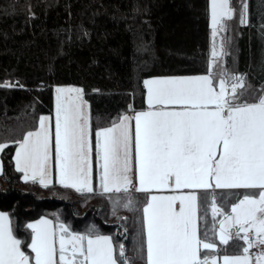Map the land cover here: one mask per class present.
Here are the masks:
<instances>
[{"label": "snow or ice", "instance_id": "snow-or-ice-1", "mask_svg": "<svg viewBox=\"0 0 264 264\" xmlns=\"http://www.w3.org/2000/svg\"><path fill=\"white\" fill-rule=\"evenodd\" d=\"M246 9L245 4L241 24L248 22ZM234 15L231 0H211L214 43L208 74L145 80L148 109L122 115L95 132L103 193H156L142 208L146 264H264V95L256 102H241L244 77L220 67L222 51L215 45ZM55 91L57 182L92 193V129L83 90ZM52 138L49 118L41 117L39 128L17 142L16 169L25 182L38 181L43 187L52 183ZM6 146L0 143V150ZM212 189L259 190L243 195L230 212L215 196L211 200L212 235L225 246L242 241L238 255H202V250L217 252V243L208 239L210 230L205 226L202 237L199 228L200 221L207 223L206 213L200 215L205 201L199 193ZM131 204L128 200L123 206ZM27 228L31 256L22 250L9 216L0 213V264H120L109 236L73 232L47 218ZM253 249L258 250L255 255ZM119 254H125L123 245Z\"/></svg>", "mask_w": 264, "mask_h": 264}, {"label": "trees", "instance_id": "trees-1", "mask_svg": "<svg viewBox=\"0 0 264 264\" xmlns=\"http://www.w3.org/2000/svg\"><path fill=\"white\" fill-rule=\"evenodd\" d=\"M242 4L231 0L235 15L224 31L223 68L244 77L241 102H248L264 86V0H245L246 24L240 23ZM210 35L209 0H0V85H11L0 86V143L7 145L0 151V209L9 212L25 250L30 232L25 221L45 214L73 230L111 234L120 264H146V193H80L55 181L48 187L25 182L13 152L42 115L53 113L56 85L83 90L94 141L96 130L145 107V77L208 73ZM93 169L95 178V163ZM258 191L199 193L207 222H199L201 236L207 226L208 239L217 243L216 253L202 255L243 246L239 240L221 245L213 237L212 197L230 212L243 195ZM128 200L132 204L124 207Z\"/></svg>", "mask_w": 264, "mask_h": 264}, {"label": "rangeland", "instance_id": "rangeland-1", "mask_svg": "<svg viewBox=\"0 0 264 264\" xmlns=\"http://www.w3.org/2000/svg\"><path fill=\"white\" fill-rule=\"evenodd\" d=\"M244 5H245V0H243V4H242V7L240 8L241 9V11L240 12H242L243 10H244ZM209 24H210V28H211V51H212V48H213V43H214V41H213V36H212V26H211V0H209ZM227 26H228V21H227ZM225 34H224V32H222V33H220L216 38H215V45H216V48H217V51L218 52H221L222 51V55H221V57H220V60H219V63H220V67H222V69H225L227 72H228V70L226 69V68H223V67H225V66H223V63H224V55H225V52H226V48H227V39L225 38V36H224ZM221 41H223V48H222V50H221ZM210 63H211V57H210V60H209V66H210ZM209 68V67H208ZM229 74H231L230 72H228ZM205 74H208V73H202V74H193V75H178V76H149V77H145L144 78V80H143V83H144V81L145 80H149V79H155V78H165V77H193V76H199V75H205ZM235 76H238V75H235ZM217 84H218V81H217ZM57 87H61L60 85H56L55 87H54V102H55V104H56V91H55V89L57 88ZM144 87H145V85H144ZM146 91H147V89H146ZM246 92L247 91H244V92H242L243 94H242V96L243 95H246ZM257 96L256 97H253L254 98V100H251L252 102H256L257 101V99H258V97L259 96H261V95H264V86L262 87V89H260V91L256 94ZM55 109H56V106L54 107V110H53V114H52V118L51 119H49V125H50V127H51V129H52V132H53V138H52V148H54V153H55V143H54V129H55ZM40 120V119H39ZM38 127H39V124H38ZM37 127V128H38ZM37 128L36 129H34V130H30V131H36L37 130ZM30 131H28V132H30ZM27 134V133H26ZM25 134V135H26ZM24 135V136H25ZM23 139H21L20 141H22ZM54 158H55V156H54ZM0 166H1V164H0ZM21 177H22V179H23V173H21ZM36 182V181H35ZM0 213H4V214H6V215H8L9 216V218H10V215H9V212L7 211V210H2V209H0ZM41 218H47V219H50V220H52V218L50 217V216H48V215H45V214H41V215H39L38 217H36V218H31V219H28L27 221H25V226L27 227V224H29V223H33V222H35V221H37V220H39V219H41ZM10 222H11V220H10ZM54 222V221H53ZM55 223V222H54ZM65 225H67V224H65ZM68 226V225H67ZM69 227V226H68ZM69 229L71 230V231H73V232H78V233H81V234H93V233H88V232H86V231H83L82 229L81 230H73V229H71L70 227H69ZM97 234H99V235H106V236H109V237H111V239H112V236H111V234H109V233H97ZM18 239H20L16 234H14ZM93 235H95V234H93ZM21 240V239H20ZM31 242V231L29 232V240H28V243L27 244H29ZM112 242H113V239H112ZM113 245H114V242H113ZM115 246V245H114ZM22 250H24L25 252H26V254H28V255H33L32 253H31V250L28 248V251L27 250H25L24 248H23V246H22ZM257 250V249H256ZM258 251V250H257Z\"/></svg>", "mask_w": 264, "mask_h": 264}, {"label": "crops", "instance_id": "crops-1", "mask_svg": "<svg viewBox=\"0 0 264 264\" xmlns=\"http://www.w3.org/2000/svg\"><path fill=\"white\" fill-rule=\"evenodd\" d=\"M218 81V80H217ZM216 81V82H217ZM61 87H76L78 88L77 86H73V85H60ZM263 87V86H262ZM261 87V89H262ZM84 100V99H83ZM85 101V100H84ZM87 105H88V112H89V104L88 102L86 101ZM248 103H252V101H248ZM56 106L55 102H54V107ZM148 109V105H147V91H146V87H145V107L143 108H139V109H135V110H132V111H129L127 113H124L122 115H129V116H134L135 112L137 111H144V110H147ZM54 110V108H53ZM53 114V113H52ZM52 114H45V115H42L41 117H48L49 119H51L52 117ZM121 115V116H122ZM40 121V120H39ZM111 126V125H109ZM109 126H105V127H109ZM131 127L134 131V127H135V122L134 120L131 121ZM39 128V127H38ZM37 128V129H38ZM51 128V127H50ZM104 128V127H102ZM28 133V132H27ZM92 144H93V154H92V165H93V168H94V163H95V166H96V176L94 178L93 176V188L96 189V190H99V191H102V189L100 188L99 186V171H98V166L96 164V156H95V135H94V141H92ZM17 148H18V144L16 145L15 147V150L13 152V163H14V167L16 168V163H15V153L17 151ZM1 151V150H0ZM55 153H54V148H52V158H51V161H50V173H51V180L52 182H57V172H56V167H55ZM94 161V162H93ZM0 164H1V161H0ZM0 170H1V166H0ZM94 170V169H93ZM133 182H134V185L138 186V184L136 183V180H135V175H134V172H133ZM36 183H39L38 181H36ZM58 183V182H57ZM40 184V183H39ZM103 192V191H102ZM129 192H136L134 190L132 191H129ZM151 194H156L155 192L153 193H146V202L148 200V198L150 197ZM162 194H169L168 192H164ZM241 199V198H240ZM145 202V203H146ZM238 202V201H237ZM236 203V202H235ZM222 217H219V219H221ZM218 239V238H217ZM145 242H146V237H145ZM253 252V255L256 254L257 250L256 251H252ZM241 253V250L239 251H236V252H232V253H223V254H220L219 256H223L225 254L227 255H238Z\"/></svg>", "mask_w": 264, "mask_h": 264}, {"label": "built area", "instance_id": "built-area-1", "mask_svg": "<svg viewBox=\"0 0 264 264\" xmlns=\"http://www.w3.org/2000/svg\"><path fill=\"white\" fill-rule=\"evenodd\" d=\"M130 191H132V190H130ZM252 251H256V249H253Z\"/></svg>", "mask_w": 264, "mask_h": 264}]
</instances>
